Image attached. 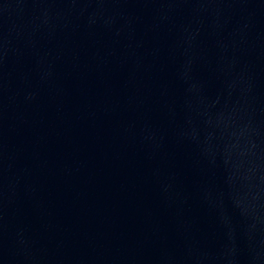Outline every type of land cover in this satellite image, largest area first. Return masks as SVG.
Listing matches in <instances>:
<instances>
[{
    "label": "water",
    "instance_id": "95a60500",
    "mask_svg": "<svg viewBox=\"0 0 264 264\" xmlns=\"http://www.w3.org/2000/svg\"><path fill=\"white\" fill-rule=\"evenodd\" d=\"M109 264H264V0H160Z\"/></svg>",
    "mask_w": 264,
    "mask_h": 264
}]
</instances>
